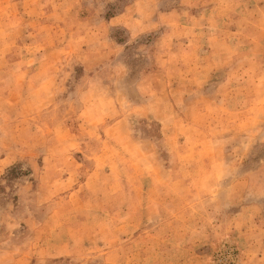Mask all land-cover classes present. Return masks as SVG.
<instances>
[{
	"label": "rangeland",
	"instance_id": "obj_1",
	"mask_svg": "<svg viewBox=\"0 0 264 264\" xmlns=\"http://www.w3.org/2000/svg\"><path fill=\"white\" fill-rule=\"evenodd\" d=\"M0 264H264V0H0Z\"/></svg>",
	"mask_w": 264,
	"mask_h": 264
}]
</instances>
